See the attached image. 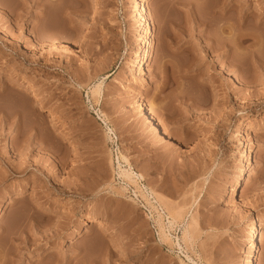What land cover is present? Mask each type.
Segmentation results:
<instances>
[{
    "label": "rangeland",
    "instance_id": "374dc122",
    "mask_svg": "<svg viewBox=\"0 0 264 264\" xmlns=\"http://www.w3.org/2000/svg\"><path fill=\"white\" fill-rule=\"evenodd\" d=\"M0 207V264H264V0H0Z\"/></svg>",
    "mask_w": 264,
    "mask_h": 264
},
{
    "label": "bare ground",
    "instance_id": "6f19581e",
    "mask_svg": "<svg viewBox=\"0 0 264 264\" xmlns=\"http://www.w3.org/2000/svg\"><path fill=\"white\" fill-rule=\"evenodd\" d=\"M142 16H145L144 12H142ZM54 39L55 38L47 39V40H54ZM56 42H57L56 40L50 41V44L52 46H56ZM145 42H148V38H145ZM150 51H151V46L149 45V42L147 44L145 43L144 50L142 52L136 54V57L133 61L134 64L138 65L139 71L141 73L145 72V68L143 66V60H145L149 57ZM103 82L104 81L101 80L98 83L93 84V86L90 87V92H91L92 96H100V93L102 92ZM11 83L17 84L18 87H20L22 91H24L28 94L30 93V96L34 97L33 101L36 102V104H38V106H40V108L42 107L44 110H48L49 114H52L51 108L49 107V105H47L44 102V100L41 97V95L37 89V86H35V84H33L32 82L18 83L15 80L11 81ZM137 101H138L139 107L141 109H144V112L150 117L152 122H154V126H155L156 130L161 131V129L163 127L161 119H160L158 113L153 109V106L148 105L146 103L144 93H139L137 95ZM106 136L111 142H114L113 132L110 128H107ZM253 152H254V149L252 147H248L245 149V154H246L245 162L246 163L250 161L249 156L252 155ZM118 158L119 157H117V159ZM121 158L125 160V156H121ZM117 167L119 169V175L120 176H122L123 178L128 180V182H133V183L136 182L135 180L139 176L136 174V172H133L131 169L123 168L119 162V159L117 160ZM140 192H142V195L145 197V199H147L146 202L149 204V206L157 211V207L154 206L153 205L154 203L150 202V199H149V196L154 194L153 191L150 190V192H147V191L142 190ZM155 202L159 203V206H164L167 209V212H168V214H167L168 221L167 222H168L170 227H173L178 222L179 218L181 219V216L183 214L181 215L180 212L182 213V211H180L179 209H176L175 207L168 205L167 203H165L161 199V197L159 198L157 196L155 198ZM1 209L2 208L0 207V211H1ZM157 216L162 217L161 214H159ZM160 219L162 220V218H160ZM158 222H160V220ZM187 222H189V221H187ZM258 224H259V219H258V222H252L250 231L248 232L246 238L244 239V252H243L240 264H254L255 251H256L255 235H257L256 233L258 230ZM85 226H86V229L84 230V233L91 231L92 229H97V230L103 229V230H105L104 234H108V236L111 238L113 237V234L111 233V231L106 227L105 221L100 217H95V216L90 217L87 220V222L85 223ZM160 230H161V238H164L167 240L169 238L168 234H166L164 232L163 228H160ZM183 238H185L184 240H187L189 238V223H187V226L183 231ZM187 257L191 263L198 264L190 256L187 255Z\"/></svg>",
    "mask_w": 264,
    "mask_h": 264
}]
</instances>
